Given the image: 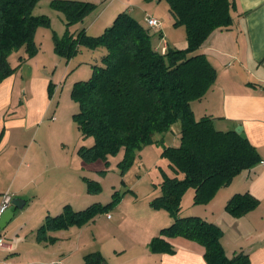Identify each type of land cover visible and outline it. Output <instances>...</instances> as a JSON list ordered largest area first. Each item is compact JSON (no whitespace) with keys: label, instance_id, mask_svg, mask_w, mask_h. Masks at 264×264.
<instances>
[{"label":"trees","instance_id":"16d2710c","mask_svg":"<svg viewBox=\"0 0 264 264\" xmlns=\"http://www.w3.org/2000/svg\"><path fill=\"white\" fill-rule=\"evenodd\" d=\"M37 2L0 0V81L16 69L8 60L12 51L24 47L28 56L37 51L36 27L49 25L45 14L33 13ZM167 2L174 24L185 27L186 46H167L162 53L153 44L155 34L150 26L141 24L127 12H120L100 34L90 35L85 29L74 34L69 26L82 20L94 4L51 0L53 8L62 13L66 26L61 35L53 33L54 50L69 59L80 45L99 49V58L91 64V76L76 81L71 90L79 102L74 116L80 133L83 137H94L93 144L80 145L77 151L83 159L93 160L106 158L123 148L121 167L125 169L135 150L152 143L156 133H164L179 122L180 143L164 144L162 150L170 172L163 171L158 195L149 202L153 208L168 211L173 222L151 238L150 248L171 250L166 238L183 236L204 247L207 264H246L248 256L244 253L226 256L220 241L222 232L216 224L196 215L179 214L181 198L188 188L194 190L193 203H206L219 187L262 161L242 131L217 129L210 116L196 119L190 106L192 100L204 96L214 81V67L197 50L214 29L229 27L230 1ZM52 89L50 82L49 94ZM256 203L257 198L250 193H236L225 208L238 216ZM97 206L94 203L74 210L65 204L58 214L44 217L36 229L37 239H47L48 230L83 224L91 210L105 207ZM85 264H106V261L99 252H91L85 255Z\"/></svg>","mask_w":264,"mask_h":264},{"label":"crops","instance_id":"0c3cea01","mask_svg":"<svg viewBox=\"0 0 264 264\" xmlns=\"http://www.w3.org/2000/svg\"><path fill=\"white\" fill-rule=\"evenodd\" d=\"M229 1L232 18L229 27L214 29L197 50L214 67V81L204 96L192 100L190 106L196 119L210 116L217 129H235L240 125L262 161L241 171L227 185L219 187L206 203H193L192 188L183 206L188 188L181 198L179 214L196 215L216 224L222 232L220 241L226 256L244 253L248 256L246 264H264V0ZM150 31L154 32L153 44L157 45L163 36L162 30L150 27ZM34 41L38 52L40 45L35 38ZM166 45L176 47L168 41ZM185 46L186 43L176 48ZM32 56L27 55L24 47L12 51L8 60L16 69L0 81V204L5 191L12 198L22 199V207H15L14 215L22 212L23 207H28L37 195L28 192V187L36 184L39 177L35 155L26 162V169H21L28 155V151H25V147H29L26 136L50 107L48 88L51 80L47 76L37 78L29 74L25 79L23 73L21 81L16 79L18 69L24 68ZM13 103H21L23 110L9 113L8 107ZM179 129L177 125L178 132ZM244 192L257 198V203L247 212L235 216L225 208L226 203L232 195ZM68 193L78 200L77 191L71 189ZM152 195L155 197L158 191ZM152 198L146 197L147 205H144L142 212L152 217L161 212L165 217L159 219L157 216L139 238L106 246L93 236L89 238L85 235L86 224H71L48 230L47 239L38 240L35 230L36 239L27 241V236L19 233L23 225L9 235L0 233L6 242L13 243L9 249H0V259H5L7 264H85L86 254L99 252L106 264H207L204 247L183 236L166 238L171 250L154 251L150 248L151 238L158 235L162 227L173 222L168 211L149 204ZM65 204L73 207L70 197H56L53 213L58 214Z\"/></svg>","mask_w":264,"mask_h":264},{"label":"rangeland","instance_id":"374dc122","mask_svg":"<svg viewBox=\"0 0 264 264\" xmlns=\"http://www.w3.org/2000/svg\"><path fill=\"white\" fill-rule=\"evenodd\" d=\"M83 1L92 2L94 8L82 20L69 26L70 32L74 34L81 29H85L90 35L100 34L120 12H127L143 25H147V16H155L163 38L171 46L180 47L186 43L185 27L174 24L167 0ZM33 13L45 14L49 25L40 24L36 27L34 38L40 45V50L24 68L18 69L16 79L21 81L23 73L25 79L29 74L37 78L47 76L53 89L49 94L50 107L47 113L33 127L29 136H26L29 147H25V151H28V155L24 158L21 169H26V162L35 155L39 177L35 186L32 184L28 187V192L37 195L28 207H23L22 212L14 215L4 228H0V233L9 235L24 225L19 233L25 234L27 241L36 239L35 230L46 214H54L52 207L56 197H70L74 210L85 209L94 203L96 206H105L103 209L91 210L83 223L86 224L85 235L89 238L93 236V239L104 242L106 246L139 238L157 216L159 219L165 217L161 212V215L149 216L142 212V208L147 205L146 197L152 198V194L159 189L163 171L170 172L162 150L164 144L180 143L177 131L179 122L172 124L164 133H156L152 143L135 150L125 169L121 167L125 155L123 148L106 158L83 159L77 151L78 147L90 146L94 137H83L80 133L74 116L79 110V102L71 90L76 81L86 80L91 76V64L99 58V49L80 45L69 59L54 53L52 35L54 32L61 35L66 27L62 13L53 8L51 0H38ZM22 110L21 103H13L8 107L9 113ZM71 189L78 192V200L68 193ZM191 191L192 188H189L186 192L183 206Z\"/></svg>","mask_w":264,"mask_h":264},{"label":"built area","instance_id":"2783aa9c","mask_svg":"<svg viewBox=\"0 0 264 264\" xmlns=\"http://www.w3.org/2000/svg\"><path fill=\"white\" fill-rule=\"evenodd\" d=\"M146 24L150 27L158 28L159 22L156 17L153 16H147L146 17ZM156 49L161 51L162 53L166 51L167 45L166 41L163 38V36L160 37L159 43L156 45ZM12 200V196L8 191H5L2 194V201L0 204V215L5 210L7 206L10 205ZM12 242H6L3 237H0V249H9L12 246ZM0 264H7L5 259H0Z\"/></svg>","mask_w":264,"mask_h":264},{"label":"water","instance_id":"95a60500","mask_svg":"<svg viewBox=\"0 0 264 264\" xmlns=\"http://www.w3.org/2000/svg\"><path fill=\"white\" fill-rule=\"evenodd\" d=\"M235 130L238 132L241 131V126L240 125L236 126ZM23 202L24 201L18 197L12 198L10 205L7 206L0 215V228L1 229L4 228L6 224L11 220V218L14 216V208L22 207Z\"/></svg>","mask_w":264,"mask_h":264}]
</instances>
